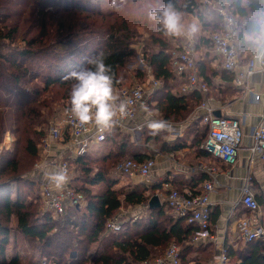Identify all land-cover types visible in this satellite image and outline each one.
I'll return each mask as SVG.
<instances>
[{
	"label": "trees",
	"instance_id": "trees-1",
	"mask_svg": "<svg viewBox=\"0 0 264 264\" xmlns=\"http://www.w3.org/2000/svg\"><path fill=\"white\" fill-rule=\"evenodd\" d=\"M214 1L238 17L237 48L241 63L248 62L255 55V49L245 36L253 18L264 10V0ZM174 2L182 13L200 16L201 22L210 29L209 35H204L200 41L214 48L211 36L223 27L220 15L206 23V17L198 12L199 0ZM152 3L157 4L158 0H128L127 6L116 12L105 9L99 0H0V24H3L0 25V141L6 130L18 134L13 144L15 154L0 155V217L8 222L15 216L16 234L18 232L24 238H34L49 247L55 241L61 253L48 257L53 260L50 264H151L150 261L163 256L171 244L179 247L180 264H195L194 259H188L191 250L208 254L207 247L193 245L198 227L169 213L165 204L149 206L157 186L132 187L123 191L122 186L117 187L119 180L109 176L107 167L93 172L91 162L95 157L92 151L71 161V174L75 164L81 170L79 177L71 178V185L84 194L86 202L80 208L69 209L64 225L44 211L42 195L27 200L20 194L18 185L11 189L13 182L1 179V175L7 172L19 171L23 159L20 161L16 151L20 144H23L21 149L29 160L38 155V146L46 132L37 127L45 122V117L55 113L54 104L69 99L71 81L62 80V77L87 66V60L100 51L106 54L107 63L113 67L114 88L122 86L130 73H135L139 81H146L150 68L161 85L150 94L149 108L157 116L172 122L187 118L207 96L216 93L212 76L221 74L228 81L234 79L233 72L225 68L219 72L209 66L214 57L211 52L199 51V41L195 44L199 55V76L208 84L209 92L203 94L195 90L180 94L179 75L175 73L171 59L172 49L180 50L183 46L173 47L160 32L159 35L151 33L143 48L147 67L129 69L127 65L139 54L133 47L138 36L136 25L146 23V9ZM198 120L201 122V117ZM207 133L208 126L198 140L200 145ZM167 135L168 132L152 135L145 125L141 130V143L118 130L111 132L106 141H128L126 146L121 143L119 154H125L129 144L133 143L137 149L131 152V157L145 161L155 158L156 153L150 152L151 143L155 146L160 143L159 151L171 147L166 142ZM111 157L112 153H107L104 159L107 161ZM256 198L264 211L263 196L257 195ZM143 204L148 205L144 224L130 220L127 227L125 223L121 225L120 231L108 230V221L123 206ZM131 226H134L133 230ZM9 233V226L0 220V264H42L31 259L22 261L18 255L7 258L4 253ZM75 238L78 241H72ZM97 241L105 248L102 253L91 256L80 252L77 245L73 246L82 242L88 251L89 246ZM226 256L227 259L237 257V264H264V239L248 241L240 249L227 244Z\"/></svg>",
	"mask_w": 264,
	"mask_h": 264
},
{
	"label": "built area",
	"instance_id": "built-area-1",
	"mask_svg": "<svg viewBox=\"0 0 264 264\" xmlns=\"http://www.w3.org/2000/svg\"><path fill=\"white\" fill-rule=\"evenodd\" d=\"M203 7L210 12H212L211 10L216 11L222 18V29L214 32L211 38L217 53L222 58L223 67L235 74L234 82L236 85H243L249 76L258 71L264 72V61L256 59V55L246 63L244 68L242 67L237 48L239 43L238 17L214 0H203ZM137 60L140 67H147L142 51L138 54ZM171 60L175 73L179 76H185L187 79L180 89V94L195 90L203 94L209 92L208 84L199 76L198 56L193 42H188L180 50H173ZM134 80L132 85H122L114 88L117 96L128 101V115L123 119L117 118V123L111 129L101 131L94 124L81 126L66 111L62 115L59 114L49 126L42 145L45 149L50 150L52 144H57L56 154L46 162L38 163L35 170L43 169V171L51 172L60 167L68 170L69 181L60 189L50 184L46 177L43 181L44 211L50 213L54 220L60 224L64 225L69 209L80 208L86 202L84 194L71 185L72 158L86 155L91 151V146L105 142L108 135L114 130L127 133L132 139H141V130L147 125V120L145 119L141 123L132 121L141 112H144L142 105L149 108V96L161 85V81L152 75L150 68L146 81L142 82L136 78ZM259 98V95H255L256 100ZM197 108L204 110L201 123L208 126L207 136L200 145L201 149L226 165H235L244 137L240 120L215 115L214 107L211 105L209 98L203 100ZM144 114L146 115L145 112ZM151 118L163 119L154 112H152ZM168 121L173 126L170 133H176L174 123ZM251 137L252 143L249 147L251 162L255 156L264 161V111L261 114L260 121L252 130ZM155 163V159L137 161L133 158H125L117 162L116 171L131 178H141L144 184L149 185L152 182ZM44 165H48V167L44 168ZM201 169L211 177L216 171V167L213 165H205ZM214 190V181L210 178L203 183L199 191L188 190L182 192L178 189H171L166 196V207L175 217L184 218L187 223L198 227L193 237L194 243L201 244L206 241L217 243L216 236L211 233L212 202L210 194ZM241 202L248 209L259 211V217L262 221L259 225H255L249 219L240 220L237 226L238 237L246 242L254 239H264V213H262L261 205L253 190L251 175L246 176L244 179ZM107 228L110 231H120L121 223L117 219L111 218L108 221ZM220 250L225 256L226 262V247H222ZM153 264H180L179 247L176 244H171L165 254L156 258Z\"/></svg>",
	"mask_w": 264,
	"mask_h": 264
},
{
	"label": "crops",
	"instance_id": "crops-1",
	"mask_svg": "<svg viewBox=\"0 0 264 264\" xmlns=\"http://www.w3.org/2000/svg\"><path fill=\"white\" fill-rule=\"evenodd\" d=\"M200 42L199 51L211 52V56L214 57V61L210 62L209 66L221 72L224 68L223 62L215 47L209 48L202 41ZM246 63V61L242 62L243 68ZM212 81L215 85L216 93L207 96L205 99H210L215 115L220 114V116L236 118L242 124L244 137L236 164L232 166L226 165L201 149L198 140H195L192 136L184 135L182 125L180 128H175L176 133H168L166 142L169 147L171 146L169 149L159 151L153 143L150 144V150L156 153L152 182L146 185L141 178L133 179V181L137 180L135 181L137 182L136 184H141L144 188H149L153 185L157 186V190L153 192L152 197L157 195L161 205H166L165 199L171 189H178L182 192L188 190L199 191L205 181L210 178L213 179L215 190L210 194L212 202L211 233L216 236L217 243L212 241H206L201 244L193 242L194 247L205 246L208 249L211 248L210 252H212V255H207V257H202L203 255H201L199 257L200 262L203 264H216L215 257L220 255V249L226 247L227 244L234 249H240L247 243L238 237L237 226L240 220L249 219L255 225H259L262 221L259 217V211H252L241 202L245 177L248 175L252 176L253 190L256 196H263L264 194V161L255 156L251 162L249 152V147L252 143V130L260 121L261 114L264 111V72L258 71L249 76L241 86L236 85L234 79L228 81L222 78L221 74L212 76ZM177 82L182 87L186 82V77L179 76ZM255 95H259L260 98L256 100ZM195 113L196 117H201L204 110L197 108ZM145 119L146 115L141 112L132 122L141 123ZM132 140L140 143L141 139ZM54 153L48 154L46 160L52 158L56 154ZM104 156L102 157L104 158ZM205 165L216 167L212 177L201 169ZM204 175L206 176L205 180H200ZM165 208L174 215L166 206ZM262 213H264L263 209ZM201 254L205 253L201 252ZM156 258L150 261L151 264L155 262ZM192 259L196 260L197 258L193 257ZM238 262L237 257H231L224 264H237Z\"/></svg>",
	"mask_w": 264,
	"mask_h": 264
},
{
	"label": "rangeland",
	"instance_id": "rangeland-1",
	"mask_svg": "<svg viewBox=\"0 0 264 264\" xmlns=\"http://www.w3.org/2000/svg\"><path fill=\"white\" fill-rule=\"evenodd\" d=\"M99 1H101V4L105 9H108V10L110 9L109 0H99ZM199 4H200V7L198 8V12L206 17V21H205L206 23L210 21L211 19L215 18V15H217L216 11L211 10L212 12H210L208 9H203V0H199ZM155 5L156 4L152 3V6H155ZM183 18L186 24H192V23L197 24L199 26V32L192 38H173V37H166L162 35V37H165L170 43H172V45H174L173 47L175 48L182 47L186 45L188 42H193L194 44H196L199 42L201 37H203L204 35H209L207 33H209L210 29L205 25L203 21L201 22L200 16H198L197 14L183 13ZM0 25H3V24H0ZM136 30H137L138 36L135 38L136 41L134 42L133 47H135L139 53L140 51H143V48L147 44V40L149 39L151 33H155L156 35H159L158 32L155 31L152 24H150L148 21H146L145 24L141 23L139 25H136ZM172 50H176V49H172ZM198 59H199V55H198ZM127 66L129 69H136V68L141 69V67L138 64L137 58L134 62L129 63ZM134 79H135V73H132V74L130 73L128 78L124 79L125 81L123 85H132L135 81ZM67 105H68V99L63 100V101H58V103L54 104L55 113L51 117H45V122L43 124H40L37 127V129L43 130L44 132H46V135H47L49 126L52 124L54 119L59 114L62 115L65 112ZM196 110L197 108H195V111H192L191 113H189V115H187V118L181 121L180 120L173 121V123L175 125V128H180L183 125L184 135L190 136V137L192 136V137H195V140H199L206 126L203 125L201 122H199L198 117H196V113H195ZM17 135H18L17 133L15 132L13 133L11 130H6L4 134H2L1 141H0V155H2L3 153L4 155L6 153H12V154H9L11 156L15 154V152L13 151V144H14V140H16L17 138ZM43 139L41 140L38 146V155L35 158L30 159V160L21 149L23 144H20V149L16 151L17 157L20 159V161L21 159H23V163L21 164L19 171L16 173L7 172L1 175V179H10L11 180L10 183L13 182L11 189H14L18 185L20 194L24 196L25 198H27V200H31V199L33 200L35 197L42 195L43 181L45 177L42 175L41 172H37L35 170L36 165L38 163L46 162L47 161L46 157L48 156V154H53L54 152L56 153V144H52V147L50 148V150L49 149L47 150L42 145ZM122 141H125V142H122ZM126 142L128 141H126L125 139L123 140L119 139L118 141L116 139H113L111 141L102 143L101 145L91 146V151L95 157L94 160L91 162V166L93 167V172L102 171L105 167H107L109 176L116 177L119 180L117 187L122 186L123 191H127L131 189L132 187H138L142 189L144 188L143 185L136 184L137 182L135 181L137 180L133 181V179H136V178H131L127 175H120V173L116 171L117 162L125 158H132L131 152L134 149H137L136 148L137 146H135L133 143H130V144L128 143L130 147L129 149H127L126 153L119 154L120 152L119 147L121 143H124L126 146L127 144ZM159 144L155 146L156 149H159L158 148ZM143 147H145V145H142L141 147L143 150H145ZM150 152L152 151L150 150ZM107 153H112V157L106 161L102 156L103 155L106 156ZM80 173H81L80 167L77 164H75V166L73 167L72 174H70V181L72 177L74 178L79 177ZM17 180L25 181V182L24 183L19 182L18 184ZM12 196L14 197V194ZM1 199H2V196H0V200ZM147 215H148V205L143 204L140 206H136V205L135 206H123L120 210H118L114 214L113 218L117 219L118 222L121 223V225L125 223V227H127L130 223L129 222L130 220L135 221V222H141L142 224H144V219H145L144 217H146ZM0 220L2 223L7 224L10 228L9 239L6 244V251L4 253V255L7 258H11L12 256L18 255V257L22 261H28L29 259H31L30 261H36L42 264H50L52 263L53 260L48 257H52L54 255L56 256L61 253V252H58V250L60 249L57 248L56 246L57 244L55 243V241H53L51 244L52 246L49 247V246H45L43 242L39 243V241L34 238H30V237L24 238L18 232L16 234L17 218L15 216H12L8 222L5 221V218L2 216L0 217ZM133 227L134 226H131V230L134 229ZM106 233H109V232H106ZM72 241H78V239L75 238ZM72 241L71 243H73ZM76 245L80 249V252L82 253L84 252L87 256H91L92 254H95V253L100 254L105 248L104 245L99 241L92 243L89 246L88 251L85 250L84 243L81 242L78 244L77 242L73 246H76ZM210 251H211V248L207 250L208 254H201V252L197 251L196 249L191 250V253L188 255V259L191 257L192 258L196 257L197 259L194 260V263L203 264L200 262L199 257L201 255H203L202 257H207V255L209 256L212 255V252ZM73 252H74L73 254H76L75 250ZM69 254L70 252L67 253V257ZM86 264H90V263L87 262Z\"/></svg>",
	"mask_w": 264,
	"mask_h": 264
},
{
	"label": "clouds",
	"instance_id": "clouds-1",
	"mask_svg": "<svg viewBox=\"0 0 264 264\" xmlns=\"http://www.w3.org/2000/svg\"><path fill=\"white\" fill-rule=\"evenodd\" d=\"M95 2V0H94ZM128 4V0H109V7L119 12ZM146 19L155 31L166 37L192 38L199 32L195 23L186 24L183 13L176 7L174 0H158L155 6H148ZM245 39L254 47L256 59L264 61V10L259 11L253 18ZM62 80L71 81L68 106L65 111L79 125L94 124L99 130L111 129L117 118L123 119L128 115V101L115 94V73L103 51L98 52L87 60V66L68 72ZM146 113L147 128L152 135L161 132H171L172 124L165 119H152V110L142 105ZM48 165H44L47 168ZM48 182L57 189L69 181L68 170L60 167L47 172L37 169ZM216 264H224L225 256L221 253L215 257Z\"/></svg>",
	"mask_w": 264,
	"mask_h": 264
},
{
	"label": "water",
	"instance_id": "water-1",
	"mask_svg": "<svg viewBox=\"0 0 264 264\" xmlns=\"http://www.w3.org/2000/svg\"><path fill=\"white\" fill-rule=\"evenodd\" d=\"M217 116H220V114H218ZM149 206L150 207H160L161 206V202L157 195H154L153 197H151V199L149 200Z\"/></svg>",
	"mask_w": 264,
	"mask_h": 264
}]
</instances>
